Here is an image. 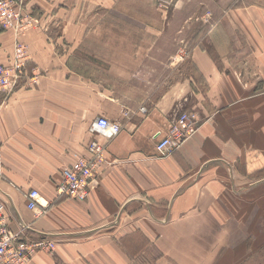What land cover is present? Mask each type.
Here are the masks:
<instances>
[{
  "label": "crops",
  "instance_id": "crops-1",
  "mask_svg": "<svg viewBox=\"0 0 264 264\" xmlns=\"http://www.w3.org/2000/svg\"><path fill=\"white\" fill-rule=\"evenodd\" d=\"M98 2L102 15L59 22L68 48L29 34L26 68L44 73L0 96V198L11 228L26 226L30 237L77 235L30 264H135L123 245L134 234L144 242L139 256L151 246L157 252L154 264H243V256L264 254V7L256 6L264 2H218L196 34L189 15L138 19L141 30L117 35L97 26L113 21L114 1ZM11 46L0 39L3 52ZM186 46L177 64L172 57ZM191 110L203 121L198 132L159 157L155 134H168ZM100 116L121 132L98 134L92 124ZM92 141L103 145L106 163L86 199L57 196L62 172L89 156ZM30 190L50 204L38 218L26 206ZM138 204L148 216L98 235ZM87 233L94 235L82 238ZM254 238L259 244L246 250Z\"/></svg>",
  "mask_w": 264,
  "mask_h": 264
},
{
  "label": "rangeland",
  "instance_id": "rangeland-1",
  "mask_svg": "<svg viewBox=\"0 0 264 264\" xmlns=\"http://www.w3.org/2000/svg\"><path fill=\"white\" fill-rule=\"evenodd\" d=\"M42 1L43 0H15L16 6H12V7L9 6L7 8V10L13 15H14V11L16 10L17 16L20 14L21 17L14 18L13 24L8 29L1 30L0 28V39L4 40L5 46L12 43L11 48H5L7 50H5L4 52L0 50V63L7 64L8 62H10L11 64L14 61L12 58L15 56L16 46L18 43H21L23 45L24 51H27L29 53V49H30L29 44L27 43L25 38H27L29 34L33 32L43 33L44 35L47 34L51 39L55 40V43L59 45L58 47L62 49L68 48L69 46L67 47V43H65V41L60 39L59 33H61L62 26H63L59 24L61 20L65 19L66 17L68 20H70L72 18H75V16H81L83 18H86V17L88 18L91 15L95 16V14H93L95 11H97L98 16L105 13L104 11H102L105 8H103L99 2L97 3L98 0H91V1L90 0H68L66 3V6H63V3L58 4L57 2L58 0H47L48 5L46 2L44 1L42 2ZM108 1H112V0H108ZM113 1H114V5L112 6V9L108 12V15H107L108 17L112 18L113 21L108 25L104 23H98L97 26L99 29L100 28L105 29L106 27L108 29L112 28L113 33L117 35V34H125V33L128 34V32L131 34L137 33L138 30H141L139 28H143V26L138 25L137 23L138 19L148 22V21H153L157 17L164 16L166 18L179 20L181 19V17H185L189 15L192 17L191 20L193 21V24L191 25L192 32L196 34L197 32L198 33L201 32V30L202 31H204V29L206 30L209 27L210 23L212 22L213 18L216 17V13L220 10L218 8V6L220 5L218 2H222L220 5L221 7L222 5H225V3L231 4L232 2H236V1H249V0H113ZM250 1L264 2V0H250ZM256 6L264 7V5L262 4H256ZM194 20H198V21H194ZM202 26L204 29L201 28ZM66 27H68V25ZM71 27H73V25L70 24L69 28ZM132 27H136V29L132 30ZM152 27L156 28V26L154 25H152ZM148 38L150 40L148 41L149 43L153 42L151 37L148 36ZM115 43L121 44L122 42L117 41ZM167 45H168V48L172 46L171 44H167ZM204 47H205L204 49H208L206 46ZM189 53H190L189 47L187 46L182 47L178 51L176 50V53L172 57V60L176 62L177 64H180L181 62L185 60V58L189 55ZM43 73L44 72L42 71L41 68H30L29 69V68H26L25 66L19 79L15 81L13 80V75L15 74L18 75V72H15V73L7 72V71H3L0 68V82H3L2 80L3 78L6 79V81L11 82L8 93L6 95L5 94L3 95L0 93V96H3L5 99L8 98L10 95H12L14 92L19 90L22 86H24L25 85L23 84L24 82L33 83V82H37L38 80H40ZM185 112H188V113H191L197 116L196 124L198 128L187 139L182 140L179 143L180 146L184 144L186 141H188L190 138H192L198 132V130L201 127V124L203 123V121L201 122V118L198 115L196 110L183 111L179 113L176 116V118H174L171 121V123L168 126L167 133L168 131H172V129L174 131V128L178 126L179 116ZM109 121L117 122V121H112V120H109ZM119 125L121 127L120 123ZM121 130L118 132V134L121 132ZM107 139H110V138H107ZM89 148H90V145L87 149L88 155H89L88 157H91L93 161L100 159V161L98 162V166H97V169H98L101 165L106 163L104 147L101 148V150L99 151L98 150L90 151ZM175 151H172L163 156L160 155L159 157L163 158V157L172 156V154ZM83 158L84 157H81V158L79 157L77 158V161L82 160ZM63 172H62V178H63ZM58 185L59 184L56 185V189H55L56 192H58L57 191ZM27 195L28 193L26 194V200H28ZM57 196L65 198L66 200H82L83 201L84 199H86V196L78 197V199L71 198L70 196H66V195H60V194H58ZM39 202L40 204L44 205L46 208L43 209L42 207H40L37 210H31V211L36 212V213L34 212L36 218L45 214L50 205L44 202L42 203L40 201V195H39ZM143 205L144 204L141 205L142 206L141 208H139V204L134 205V207L130 208L129 215L127 214L124 217L119 216L118 218L113 219V221L110 222L111 226L104 228L102 230H99V232L101 233H98V235L110 233L109 231L116 230L122 226H125L127 224H132V222L145 218L144 216L145 215L148 216L149 213H148V210H143ZM150 207H151L152 212L156 214V211L153 209L152 205H150ZM39 211H41L42 213L38 214ZM26 229H27L26 226H20V228L15 231L20 232L21 236L25 240L30 241L31 239L45 238L47 240H51L55 242L54 248L52 250H38L35 254L41 251L52 253L58 241L60 240L64 242L70 241L72 238L77 236L73 232L70 233L69 231H60L61 234L56 235V237L48 236V235L30 237V235L27 234ZM59 235L60 237L62 236L61 239H59L60 238ZM93 235L94 234L92 233L83 234L82 238H86V237L93 236ZM258 244L259 242L255 241V238H254V243L248 241V243L246 244L247 246L246 250L249 251L252 247ZM123 245L125 249H127V251L129 252L130 259L135 264H154V261L156 259L155 257L157 256V252L152 246L148 247L146 252L142 254L141 256H139L138 248L144 245L142 237H139L136 234H134L130 236L129 239L127 238L124 239ZM148 246L150 245L148 244ZM245 252L246 251L243 249V254ZM242 262L243 264H253V263L254 264H264L263 263L264 254L259 255L257 253L251 258V260H245V256H243Z\"/></svg>",
  "mask_w": 264,
  "mask_h": 264
},
{
  "label": "built area",
  "instance_id": "built-area-1",
  "mask_svg": "<svg viewBox=\"0 0 264 264\" xmlns=\"http://www.w3.org/2000/svg\"><path fill=\"white\" fill-rule=\"evenodd\" d=\"M16 6L15 0H0V28L8 29L17 16L16 10L14 15L7 8ZM14 61L10 64L0 63V68L7 72H18L13 75V80L17 81L29 61L27 51H24L23 45L18 43L16 46ZM0 82V93L7 94L11 82L2 79ZM196 118L194 114L185 112L178 118V126L174 131H169L166 135L155 134L157 139L155 149L159 156L166 155L180 147V142L187 139L197 130ZM172 127V128H173ZM92 129L105 138H112L121 130L118 122H111L105 117H98L92 124ZM103 145L98 141L90 143V151L101 150ZM99 160L93 161L91 157H84L82 160H76L72 165L63 172L62 181L57 186V193L60 195L70 196L71 198L85 197L92 188V181L96 173ZM26 206L30 210H37L40 207H46L39 202V193L36 190H30L27 195ZM42 211V210H41ZM39 211L38 214L42 212ZM31 239V238H30ZM55 242L45 238H36L25 240L20 232L11 229L9 220L6 216V204L0 199V264H30L33 255L38 250H52Z\"/></svg>",
  "mask_w": 264,
  "mask_h": 264
}]
</instances>
